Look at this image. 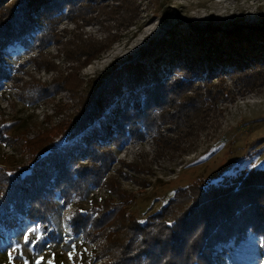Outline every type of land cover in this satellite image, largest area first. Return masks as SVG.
Wrapping results in <instances>:
<instances>
[{"label":"trees","instance_id":"trees-1","mask_svg":"<svg viewBox=\"0 0 264 264\" xmlns=\"http://www.w3.org/2000/svg\"><path fill=\"white\" fill-rule=\"evenodd\" d=\"M113 1L122 6H113L111 13L123 7L116 12L124 10L120 19L126 23L125 28L136 26L135 16L131 10H126L134 3ZM84 2L0 0V83L11 78L10 70L1 59L4 49L15 47L17 58L37 49L38 54L31 57L35 61L53 38L58 44L67 43L69 40L57 41V23L66 11L74 16L85 8ZM113 41L110 37L96 39L80 33L65 50L67 72L56 65L62 73L50 83L32 76L18 86L28 105L55 101L64 90L77 103L54 104L59 114L66 106L72 107L74 112L42 131L45 136L40 143L42 149L29 167L12 172L0 164V223H6L10 230L0 250L1 264H12L7 249L15 248L25 231L37 224L41 232L31 234L30 241L36 236H43V240L35 245L28 243L30 264L46 250L45 244L50 245L51 251L53 243L71 250L69 241L78 239L79 235L85 245L89 240L105 238L107 241L103 247L91 250L90 264H213L216 255L228 254L234 245L240 247L250 235L257 238L264 235V169L250 173L251 170L245 168L228 182H208L193 193L190 190L194 200L181 214L175 211L179 204L175 198L166 203L162 211L144 220L129 217L127 207L131 197L127 190L120 188H110V197L115 201L93 199L91 208L83 207L88 187L105 185L108 178V163L112 157L102 146L113 141L110 132H117L116 145L148 134L155 139L158 148L166 144L161 154L173 155L184 149L181 147L184 138H189L190 144L199 139L194 132L199 129L197 121L205 118L211 92L196 88V84L207 85L243 71L242 67L229 71L217 66L226 63L227 55L244 50L245 46L248 56L256 60L261 57L252 43H245L239 36L225 48L210 45L212 49L217 48L215 64L211 67L205 66V60H213V55L209 51L205 53L207 44L202 40L194 44V50L180 51L169 58L157 54L148 58V53L145 59L141 57L119 66L114 62L100 79L85 80L77 73L78 69L99 59ZM185 131L187 135H183ZM173 135L177 136V145L169 144L175 139ZM33 140L27 143L32 144ZM73 203L76 206L71 229L64 232L56 215L62 206ZM80 209L87 213H80ZM65 236L69 240L64 242L62 237ZM246 245L247 242L243 247ZM52 257L53 264L62 263L56 251Z\"/></svg>","mask_w":264,"mask_h":264},{"label":"rangeland","instance_id":"rangeland-1","mask_svg":"<svg viewBox=\"0 0 264 264\" xmlns=\"http://www.w3.org/2000/svg\"><path fill=\"white\" fill-rule=\"evenodd\" d=\"M131 3L134 6L126 10H131L135 16L136 26L128 29L120 19L124 10L116 12L123 7L111 13L113 6L122 5H117L113 0H85V8L74 16L66 11L57 23V41L69 40L71 43L58 44L53 38L35 61L31 57L38 54L37 49L22 53L18 58L13 46L2 51V63L7 65L11 78L0 83V164L12 172L29 167L42 149L40 143L45 138L42 131L57 125L74 112L72 107L67 106L62 114L55 110L54 104L60 101L77 103L66 90L60 92L55 101L28 105L21 97L18 86L23 85L22 80H31L32 76L33 79L50 83L61 75L60 69L67 72L65 50L80 33L84 37H110L111 41L114 40L110 49L99 59L78 69L77 73L85 80L94 77L100 79L99 76L114 62L119 66L141 57L145 59L148 53V58L156 54L169 58L180 51L194 50V44L202 40L207 44L205 53L209 51L213 55V60H205V66L211 67L215 64L214 51L217 49L210 48L211 44L214 47L224 45L225 48L233 38H244L245 43L249 41L256 48V53L261 56L258 60L245 53V46L244 50L227 55L226 63L221 62L217 66L229 71L242 67L245 68L243 71L207 85L196 84V88L210 91L211 99L206 102L208 109L204 113L205 118L197 121L200 125L194 133L199 135V139L195 144H190L186 137L181 145L184 149H179L173 155H163V145L166 144L162 143V147L158 148L155 139L148 134L143 138L131 137L116 145L117 132L109 133L113 134V141L102 146L105 148L102 150L112 157L108 163V178L105 185L88 187V196L82 205L91 208V200L100 202L101 198H108L107 203L113 202L115 199L110 197V188H120L127 190L131 197L127 207L128 216L144 220L162 211L164 205L175 198L179 203L175 211L181 214L194 200L189 191L195 192L198 186L208 182H228L245 168L251 170L250 173L264 169V0H131ZM249 48L252 47L249 45ZM17 51L20 49L17 48ZM167 65L170 63L167 62ZM187 133L185 131L183 135ZM173 138L176 140L169 144L177 145V136L173 135ZM32 139V144L27 143ZM114 194L118 196L116 192ZM74 203L62 206L60 211L56 209L59 211L57 222L64 232L71 229L72 220L69 221L67 217H73ZM9 231L6 223H0V250L6 243ZM68 240L67 237L64 242ZM72 242L75 249L71 244V250H67L53 243L52 251L47 247L39 256L43 255L44 264H47L54 261L52 253L56 251L57 256L61 257V264H90L93 260L91 250L107 243L105 238H101L95 242L89 240L85 245L81 235ZM246 242L247 245L243 247ZM17 245L20 247L15 252H12L13 248L7 249L8 253L12 252L9 256L12 264H30L29 244L21 239ZM234 246L229 248L228 254L216 255L213 264H264V235L258 238L250 235L240 247ZM254 254L255 259H252ZM2 256L0 251V264Z\"/></svg>","mask_w":264,"mask_h":264},{"label":"snow or ice","instance_id":"snow-or-ice-1","mask_svg":"<svg viewBox=\"0 0 264 264\" xmlns=\"http://www.w3.org/2000/svg\"><path fill=\"white\" fill-rule=\"evenodd\" d=\"M84 211H85L84 209H80V213H83ZM67 219L69 221H71V220L74 219V217H67ZM39 232H41V227H40L39 224L35 225L34 227H31V228L27 229L25 231V233L23 234L24 243L28 244V243L31 242L33 245L40 243L43 240V236H36L35 240L30 241V235L33 234V233H39ZM63 239H67V237H62V240ZM69 243L72 245V248L75 249L74 242L69 241ZM18 247H20V246L17 245L16 248H13L12 252H15ZM45 247L46 248L50 247V245L49 244H45ZM12 252H9L8 255L11 256ZM69 256H71V253H69ZM44 261H45V257L43 255H41V256H39L38 259H35L34 264H44ZM47 264H53V262L52 261H48Z\"/></svg>","mask_w":264,"mask_h":264}]
</instances>
